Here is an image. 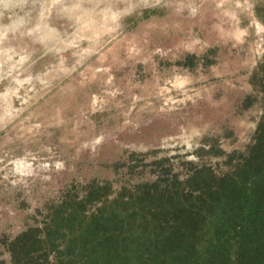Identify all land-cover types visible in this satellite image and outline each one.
Returning a JSON list of instances; mask_svg holds the SVG:
<instances>
[{"label":"rangeland","instance_id":"rangeland-1","mask_svg":"<svg viewBox=\"0 0 264 264\" xmlns=\"http://www.w3.org/2000/svg\"><path fill=\"white\" fill-rule=\"evenodd\" d=\"M0 264H264V0H0Z\"/></svg>","mask_w":264,"mask_h":264}]
</instances>
